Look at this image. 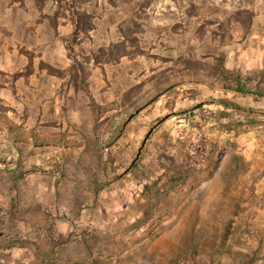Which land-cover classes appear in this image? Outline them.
<instances>
[{"label":"rangeland","instance_id":"374dc122","mask_svg":"<svg viewBox=\"0 0 264 264\" xmlns=\"http://www.w3.org/2000/svg\"><path fill=\"white\" fill-rule=\"evenodd\" d=\"M1 131L89 194L200 198L222 232L175 264H264V0H0Z\"/></svg>","mask_w":264,"mask_h":264},{"label":"crops","instance_id":"0c3cea01","mask_svg":"<svg viewBox=\"0 0 264 264\" xmlns=\"http://www.w3.org/2000/svg\"><path fill=\"white\" fill-rule=\"evenodd\" d=\"M14 153L0 159V264H175L184 257L179 250L192 242L199 250L214 246L213 240L198 245L209 226L222 232L221 225L196 222L200 198L196 205L186 200L179 206L151 193L92 195L66 184L57 171L31 170L30 159L19 162ZM205 189L198 195L207 197ZM216 208L214 200L207 209ZM155 216L165 218L160 228L145 224ZM47 230L62 245L48 240ZM79 233L82 240L70 239ZM195 262L218 264L201 253Z\"/></svg>","mask_w":264,"mask_h":264},{"label":"built area","instance_id":"2783aa9c","mask_svg":"<svg viewBox=\"0 0 264 264\" xmlns=\"http://www.w3.org/2000/svg\"><path fill=\"white\" fill-rule=\"evenodd\" d=\"M44 235H45V237L48 240L54 241V242L58 243L59 245H62V243H63L62 242L63 240L61 239V237L58 234H56L55 232H53L52 230L45 231ZM8 237L9 238H12V235H10ZM19 238L22 239V240L25 239V238L20 237V236H19ZM83 238H84V235L81 234V233H79V234H73V235L70 236V239H72V240H82ZM183 264H195V263L185 262Z\"/></svg>","mask_w":264,"mask_h":264},{"label":"trees","instance_id":"16d2710c","mask_svg":"<svg viewBox=\"0 0 264 264\" xmlns=\"http://www.w3.org/2000/svg\"><path fill=\"white\" fill-rule=\"evenodd\" d=\"M235 91L240 92V93H250V94L252 93L254 95H261V92L259 91L251 92V90H248L245 86L240 85V84L236 86Z\"/></svg>","mask_w":264,"mask_h":264}]
</instances>
